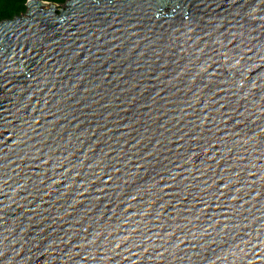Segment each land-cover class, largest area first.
<instances>
[{
  "label": "water",
  "instance_id": "obj_1",
  "mask_svg": "<svg viewBox=\"0 0 264 264\" xmlns=\"http://www.w3.org/2000/svg\"><path fill=\"white\" fill-rule=\"evenodd\" d=\"M57 6L0 21V264H264V0Z\"/></svg>",
  "mask_w": 264,
  "mask_h": 264
},
{
  "label": "trees",
  "instance_id": "obj_2",
  "mask_svg": "<svg viewBox=\"0 0 264 264\" xmlns=\"http://www.w3.org/2000/svg\"><path fill=\"white\" fill-rule=\"evenodd\" d=\"M62 5L66 0H43ZM27 0H0V21L14 19L25 14Z\"/></svg>",
  "mask_w": 264,
  "mask_h": 264
},
{
  "label": "rangeland",
  "instance_id": "obj_3",
  "mask_svg": "<svg viewBox=\"0 0 264 264\" xmlns=\"http://www.w3.org/2000/svg\"><path fill=\"white\" fill-rule=\"evenodd\" d=\"M57 8H61V5L57 6Z\"/></svg>",
  "mask_w": 264,
  "mask_h": 264
}]
</instances>
